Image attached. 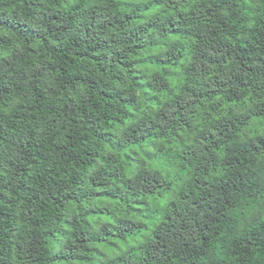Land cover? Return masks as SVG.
I'll use <instances>...</instances> for the list:
<instances>
[{"label":"trees","instance_id":"16d2710c","mask_svg":"<svg viewBox=\"0 0 264 264\" xmlns=\"http://www.w3.org/2000/svg\"><path fill=\"white\" fill-rule=\"evenodd\" d=\"M0 264H264V0H0Z\"/></svg>","mask_w":264,"mask_h":264}]
</instances>
